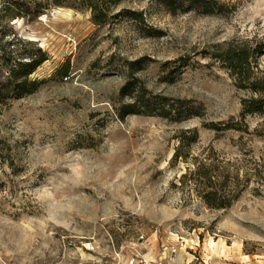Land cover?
I'll return each mask as SVG.
<instances>
[{
    "label": "rangeland",
    "instance_id": "obj_1",
    "mask_svg": "<svg viewBox=\"0 0 264 264\" xmlns=\"http://www.w3.org/2000/svg\"><path fill=\"white\" fill-rule=\"evenodd\" d=\"M218 1L223 12L205 14L192 0H125L115 12L143 19L100 25L60 6L10 19L0 0L5 49L48 54L31 75L39 88L0 110V264H264V173L227 209L174 185L184 129L199 130L194 154L211 145L242 167L263 162L264 115L247 117L248 132L206 126L238 122L250 95L206 52L233 38L264 44V0ZM15 35L37 43L8 44ZM140 87L155 111L197 114L121 118Z\"/></svg>",
    "mask_w": 264,
    "mask_h": 264
},
{
    "label": "trees",
    "instance_id": "obj_2",
    "mask_svg": "<svg viewBox=\"0 0 264 264\" xmlns=\"http://www.w3.org/2000/svg\"><path fill=\"white\" fill-rule=\"evenodd\" d=\"M125 0H3L1 9L8 11L9 18L21 17L28 22L36 20L45 11L52 7H69L83 12L90 11L92 20L96 24L106 25L113 23L123 13L133 19H143L141 12L126 10L115 12V7ZM205 14H219L226 8L218 0H192ZM10 21V20H9ZM16 40L35 45L37 41L22 39L14 36L8 44ZM261 42L249 38H233L229 41L216 43L212 50L206 53L215 62H220L234 78L236 85L250 92L243 99V109L238 122H229L219 125L211 122L208 128L218 132L235 130L248 132L249 115H264V70L259 65V55L263 52ZM0 41L1 75H0V110L13 98L22 97L36 91L43 82L31 79V75L47 59L48 54L41 47L38 53H25L9 47L5 49ZM137 90V89H134ZM132 99L119 110V116L124 118L127 114H159L174 120H181L183 116L189 118L194 113H186L174 103L160 104L159 111H155L158 102L152 101L146 91L141 87L134 91ZM159 102V103H160ZM191 133V135H189ZM179 145L173 156L174 162L184 161L186 171L181 174L179 183L174 185L182 191L195 193L208 207L215 209L230 208L246 192L252 181H263L264 157L251 161V167H242L241 164L227 160L221 156L213 146L204 147L194 154L189 147L198 141L197 128L184 129L180 132Z\"/></svg>",
    "mask_w": 264,
    "mask_h": 264
},
{
    "label": "built area",
    "instance_id": "obj_3",
    "mask_svg": "<svg viewBox=\"0 0 264 264\" xmlns=\"http://www.w3.org/2000/svg\"><path fill=\"white\" fill-rule=\"evenodd\" d=\"M130 264H136L135 259L131 260Z\"/></svg>",
    "mask_w": 264,
    "mask_h": 264
},
{
    "label": "bare ground",
    "instance_id": "obj_4",
    "mask_svg": "<svg viewBox=\"0 0 264 264\" xmlns=\"http://www.w3.org/2000/svg\"><path fill=\"white\" fill-rule=\"evenodd\" d=\"M61 10V9H60Z\"/></svg>",
    "mask_w": 264,
    "mask_h": 264
}]
</instances>
